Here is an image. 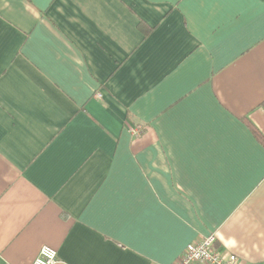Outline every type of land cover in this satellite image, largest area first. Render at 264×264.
<instances>
[{"label": "crops", "instance_id": "0c3cea01", "mask_svg": "<svg viewBox=\"0 0 264 264\" xmlns=\"http://www.w3.org/2000/svg\"><path fill=\"white\" fill-rule=\"evenodd\" d=\"M262 48L264 0H0V264H264Z\"/></svg>", "mask_w": 264, "mask_h": 264}, {"label": "built area", "instance_id": "2783aa9c", "mask_svg": "<svg viewBox=\"0 0 264 264\" xmlns=\"http://www.w3.org/2000/svg\"><path fill=\"white\" fill-rule=\"evenodd\" d=\"M216 240V235L211 234L189 243L172 264H240L237 254L221 252L216 246ZM57 261V249L44 245L31 264H55Z\"/></svg>", "mask_w": 264, "mask_h": 264}, {"label": "snow or ice", "instance_id": "6c2138e0", "mask_svg": "<svg viewBox=\"0 0 264 264\" xmlns=\"http://www.w3.org/2000/svg\"><path fill=\"white\" fill-rule=\"evenodd\" d=\"M237 2L244 3L246 2V0H237ZM262 54H264V48H262ZM225 80H226V74L225 76H221L220 78H218L217 80L218 91L225 90V87H226ZM217 98L219 99V96ZM221 103H223V101H221ZM225 107H227V105H225ZM262 143H264V139H262ZM217 235H218L219 241L222 242L224 246L226 247L235 246V240L231 237V233L225 232L224 235H219V234Z\"/></svg>", "mask_w": 264, "mask_h": 264}, {"label": "trees", "instance_id": "16d2710c", "mask_svg": "<svg viewBox=\"0 0 264 264\" xmlns=\"http://www.w3.org/2000/svg\"><path fill=\"white\" fill-rule=\"evenodd\" d=\"M259 138L262 139L263 137L261 138V136H259Z\"/></svg>", "mask_w": 264, "mask_h": 264}]
</instances>
